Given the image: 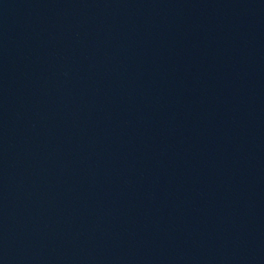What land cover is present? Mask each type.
<instances>
[{
  "label": "water",
  "instance_id": "water-1",
  "mask_svg": "<svg viewBox=\"0 0 264 264\" xmlns=\"http://www.w3.org/2000/svg\"><path fill=\"white\" fill-rule=\"evenodd\" d=\"M0 264H264V0H0Z\"/></svg>",
  "mask_w": 264,
  "mask_h": 264
}]
</instances>
